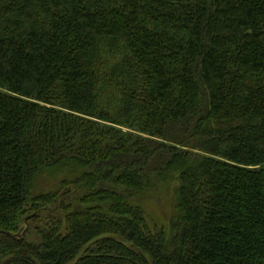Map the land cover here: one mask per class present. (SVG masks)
Segmentation results:
<instances>
[{
  "label": "trees",
  "instance_id": "trees-1",
  "mask_svg": "<svg viewBox=\"0 0 264 264\" xmlns=\"http://www.w3.org/2000/svg\"><path fill=\"white\" fill-rule=\"evenodd\" d=\"M0 264H264V0H0Z\"/></svg>",
  "mask_w": 264,
  "mask_h": 264
},
{
  "label": "rangeland",
  "instance_id": "rangeland-1",
  "mask_svg": "<svg viewBox=\"0 0 264 264\" xmlns=\"http://www.w3.org/2000/svg\"><path fill=\"white\" fill-rule=\"evenodd\" d=\"M145 204L146 212L149 215L151 222H156L157 224L167 225V221L171 216L172 202L171 196L166 190H161L157 192L151 199L147 200ZM50 212L42 213V217H46ZM30 230L28 238L32 241L37 240L36 234L32 231V226L28 228Z\"/></svg>",
  "mask_w": 264,
  "mask_h": 264
}]
</instances>
